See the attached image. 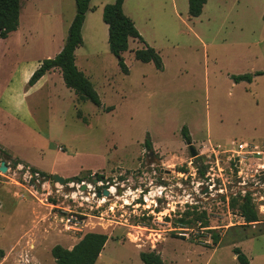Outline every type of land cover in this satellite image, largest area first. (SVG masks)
<instances>
[{"label": "rangeland", "instance_id": "1", "mask_svg": "<svg viewBox=\"0 0 264 264\" xmlns=\"http://www.w3.org/2000/svg\"><path fill=\"white\" fill-rule=\"evenodd\" d=\"M113 1H90L75 50V65L100 107L78 100L58 69L21 101L24 76L62 48L74 0H21L17 30L0 39V162L8 157L39 173L75 178L60 185L13 176L36 191V198L27 194L41 222L27 232L29 210L12 211L9 180L0 177L3 264H55L53 246L69 249L89 232L108 237L95 264H144L139 254L150 251L163 264H236L234 248L249 264H264V168L258 166L264 154L232 152L241 142L264 151V75L251 83L232 79L264 71V0H206L196 18L188 17L187 0H125L123 12L143 39L129 40L121 54L127 74L109 51L102 20ZM144 44L162 70L134 58ZM146 134L151 149L144 147ZM106 184L113 192L97 197ZM245 193L257 223L246 225L228 206ZM69 215L76 229L60 221Z\"/></svg>", "mask_w": 264, "mask_h": 264}, {"label": "trees", "instance_id": "2", "mask_svg": "<svg viewBox=\"0 0 264 264\" xmlns=\"http://www.w3.org/2000/svg\"><path fill=\"white\" fill-rule=\"evenodd\" d=\"M20 1L21 0H0V39H6L9 34L17 30ZM90 1L91 0H74L75 15L68 27L62 48L53 58L44 59L39 63L37 69L29 77L27 85H34L47 72L58 69L64 85L75 93L78 100L89 101L94 106L100 107L101 101L98 94L93 89L91 82L75 65V50L82 45L81 29L86 12L89 9ZM187 2L189 18L198 17L206 4V0H187ZM122 4L123 0H114L113 3L106 4L102 9V20L107 26V43L109 51L117 59L120 70L124 74H127L128 70L121 54L128 50L129 40L132 39L143 43V39L137 31L133 21L123 13ZM133 54L136 60L143 63L152 62L157 70H162L160 57L155 50L148 45L144 44L142 48L134 50ZM260 75H264V71L254 74L237 75L232 77V79L235 83H251L255 76ZM181 136L185 143L190 142V135L185 126L181 128ZM144 147L145 149H151L148 134H146ZM1 155L4 156V153L0 148V156ZM15 162L19 164V162ZM195 168L200 176L204 175L205 170L202 168L199 169L198 167ZM29 169L37 173L45 181L54 180L53 176L50 174L39 173L31 167ZM96 177L99 178L98 181H101L102 177L98 175H96ZM76 180L83 181L82 178L77 179V177ZM70 182L71 180L69 179L64 180V184ZM228 206L232 211L237 213L246 225L260 221L257 210L251 202L249 193H245L242 197L237 194L234 198H230ZM180 222L184 221L181 220ZM107 239V235L103 233L89 232L84 234L70 249L55 245L51 248L50 253L55 264H95ZM213 241L214 244H217L216 237ZM233 254L237 264H249L246 255L238 248L233 249ZM2 256L3 254L0 251V258ZM139 258L144 264H163L160 255L154 251L141 252Z\"/></svg>", "mask_w": 264, "mask_h": 264}, {"label": "crops", "instance_id": "3", "mask_svg": "<svg viewBox=\"0 0 264 264\" xmlns=\"http://www.w3.org/2000/svg\"><path fill=\"white\" fill-rule=\"evenodd\" d=\"M124 2L125 0H123V4H122V10H123V6H124ZM124 13V12H123ZM86 16V15H85ZM86 18V17H85ZM132 40V39H131ZM128 47H129V44H128ZM40 63V62H39ZM39 63L37 64L39 66ZM53 72V70L47 72L43 77H41L34 85L32 86H27V89L23 91V93L21 94V101H26L27 97H28V93L30 91H35L37 89H39L40 87L43 86L44 82L46 81V79L48 80H51L50 78V74ZM31 73H32V70L30 72H28L25 76H24V83L27 82V80L29 79V77L31 76ZM46 86V85H45ZM44 86V87H45ZM9 160L8 162L5 161V160ZM12 161L15 162V160L11 159V158H8V157H5L4 159V162H5V165L7 167L6 169V172L5 173H1L0 174V177H2L3 179H6V180H9L8 182H4L5 184H8V186L11 187V198L8 199V204L9 206L11 207L12 211H14V213H16V211L20 210V211H25V210H29V214L31 216V225L28 227V228H24V231H27L29 228L33 226H35L36 223H39V219H37V213H38V209L39 207L36 205L35 203V200L33 199H30L29 195L30 196H34L35 197V194L36 191L33 190V187L30 185V186H24L23 184L19 183L18 181H16L14 179L13 176H15L17 173H22V176H23V180L25 182H28L26 179H25V176H24V171L23 170H19V167H23L22 164H13ZM9 163V164H8ZM27 166V165H26ZM26 168V167H25ZM28 168V167H27ZM12 173V174H11ZM52 172H50L51 174ZM54 173V172H53ZM10 174V175H9ZM12 183H15L17 184L16 186H19V187H23V189H19L16 187V189L14 187L11 186ZM44 186V185H43ZM28 193V194H27ZM6 197H8V193H4ZM36 198V197H35ZM31 231V230H29ZM28 232V231H27ZM25 233V232H24ZM23 233V235H24ZM23 237V236H22ZM70 249V248H69ZM3 254V253H2ZM7 258V254H4L0 259V264H3L4 263V260H6ZM54 260V259H53ZM236 261V260H235ZM237 264V263H236Z\"/></svg>", "mask_w": 264, "mask_h": 264}, {"label": "built area", "instance_id": "4", "mask_svg": "<svg viewBox=\"0 0 264 264\" xmlns=\"http://www.w3.org/2000/svg\"><path fill=\"white\" fill-rule=\"evenodd\" d=\"M264 147V146H263ZM234 155L237 156H246V155H250V156H259L264 154V151H261L259 149L258 145H255L253 143H248V142H241L238 143L236 145V149L234 151H232ZM214 154H216L214 152ZM232 155V156H234ZM261 160V159H259ZM261 168H264V163L258 165ZM17 167H19V170H23L24 171V176L25 179L28 180L29 182H34L36 184L39 183V181L41 179H43L42 177H40L37 173L32 172L29 168H24V167H20L17 165ZM44 185V183L42 184V186ZM264 213V211H262ZM74 220V221H73ZM60 221L63 223L65 230H73L76 229L77 226V222H76V217L74 215H69V216H61Z\"/></svg>", "mask_w": 264, "mask_h": 264}, {"label": "water", "instance_id": "5", "mask_svg": "<svg viewBox=\"0 0 264 264\" xmlns=\"http://www.w3.org/2000/svg\"><path fill=\"white\" fill-rule=\"evenodd\" d=\"M187 146H188V150L190 152L191 157H195L196 152H195L194 148L192 147V144L189 142V143H187ZM12 163L16 164L14 161H12ZM6 169H7V167L5 165V162L4 161L0 162V172L5 173ZM53 178H54V182H52V184L56 182V183L62 185L64 182L63 177H61L59 175H54ZM71 180H74V178H71ZM77 181H79V180H77ZM95 182H98V181L96 180ZM79 183H80V181H79ZM82 186H83L82 187L83 189L86 188V185L83 184ZM110 187L111 186H109L108 184L103 185L102 186V193H98L97 197H101V195L105 196V197L109 196V190H110L109 188Z\"/></svg>", "mask_w": 264, "mask_h": 264}, {"label": "bare ground", "instance_id": "6", "mask_svg": "<svg viewBox=\"0 0 264 264\" xmlns=\"http://www.w3.org/2000/svg\"><path fill=\"white\" fill-rule=\"evenodd\" d=\"M109 192H110V193H111V192H113V189H112V188H110Z\"/></svg>", "mask_w": 264, "mask_h": 264}]
</instances>
